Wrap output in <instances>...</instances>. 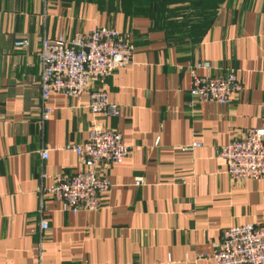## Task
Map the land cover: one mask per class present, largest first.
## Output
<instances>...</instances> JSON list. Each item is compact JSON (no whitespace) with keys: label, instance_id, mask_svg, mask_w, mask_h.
Here are the masks:
<instances>
[{"label":"crops","instance_id":"crops-1","mask_svg":"<svg viewBox=\"0 0 264 264\" xmlns=\"http://www.w3.org/2000/svg\"><path fill=\"white\" fill-rule=\"evenodd\" d=\"M103 25L136 48L103 85L120 115L90 111V80L79 98L53 94L42 124V38ZM200 61L212 65L201 74L236 70L233 103L192 96ZM93 125L132 148L99 165L102 207L75 213L42 191L84 169L63 147ZM251 127H264V0H0V264H215L223 229L264 223V179H233L218 154Z\"/></svg>","mask_w":264,"mask_h":264},{"label":"built area","instance_id":"built-area-1","mask_svg":"<svg viewBox=\"0 0 264 264\" xmlns=\"http://www.w3.org/2000/svg\"><path fill=\"white\" fill-rule=\"evenodd\" d=\"M38 56L40 66L41 107L40 120L44 124L52 114L50 99L53 94L79 98L87 83L92 80L100 87L90 90L89 109L95 115L116 117L121 108L109 99L104 88L107 78L118 68L129 64L135 45L112 26H99L72 37L42 38ZM28 39L15 41L16 47L26 48ZM209 61H200L191 69L190 92L200 101L231 104L244 91V85L235 69L222 74H201L210 70ZM200 146L194 142L188 149ZM79 157L84 169L59 175L43 193L59 200L65 210H98L111 183L98 173L101 163H121L132 148L123 141L121 132L93 125L83 143H69L63 147ZM48 150L42 157H48ZM228 174L235 180L264 179V127H251L240 138L233 139L218 151ZM137 178L135 185L144 184ZM49 222L43 220V229ZM215 264H264V223L237 224L222 230L221 238L212 253ZM36 264H43L37 262ZM93 264V263H76Z\"/></svg>","mask_w":264,"mask_h":264},{"label":"rangeland","instance_id":"rangeland-1","mask_svg":"<svg viewBox=\"0 0 264 264\" xmlns=\"http://www.w3.org/2000/svg\"><path fill=\"white\" fill-rule=\"evenodd\" d=\"M178 1H182V0H178Z\"/></svg>","mask_w":264,"mask_h":264}]
</instances>
